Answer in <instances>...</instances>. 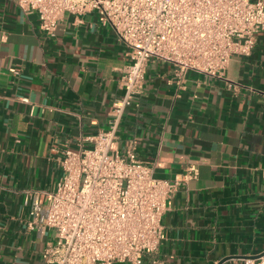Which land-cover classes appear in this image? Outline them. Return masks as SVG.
Masks as SVG:
<instances>
[{
    "label": "crops",
    "instance_id": "0c3cea01",
    "mask_svg": "<svg viewBox=\"0 0 264 264\" xmlns=\"http://www.w3.org/2000/svg\"><path fill=\"white\" fill-rule=\"evenodd\" d=\"M129 62L96 11L64 15L48 38L37 14L0 0V264H46L52 235L29 230L27 201L46 204L63 150L109 128ZM173 69L149 62L116 138L159 179L199 171L174 194L145 264H243L264 253V31L221 78L190 71L180 87Z\"/></svg>",
    "mask_w": 264,
    "mask_h": 264
},
{
    "label": "built area",
    "instance_id": "2783aa9c",
    "mask_svg": "<svg viewBox=\"0 0 264 264\" xmlns=\"http://www.w3.org/2000/svg\"><path fill=\"white\" fill-rule=\"evenodd\" d=\"M25 14H37L48 38L66 14L98 12L128 48L123 94L115 100L107 130L66 148L62 175L47 203L29 204V230L51 234L46 264H145L165 237L163 218L182 183L198 177L191 167L175 180L155 177L132 143L116 149L127 108L144 93L148 64L173 66L176 84L190 71L223 77L234 56H250L264 31V0H15ZM6 40V36H3ZM28 101V100H24ZM243 264H264V255Z\"/></svg>",
    "mask_w": 264,
    "mask_h": 264
},
{
    "label": "water",
    "instance_id": "95a60500",
    "mask_svg": "<svg viewBox=\"0 0 264 264\" xmlns=\"http://www.w3.org/2000/svg\"><path fill=\"white\" fill-rule=\"evenodd\" d=\"M262 255H264V253L261 254V255H258V256H252V257H248V258L257 259V258L261 257ZM222 263H223V262H222ZM222 263H221V264H222Z\"/></svg>",
    "mask_w": 264,
    "mask_h": 264
}]
</instances>
